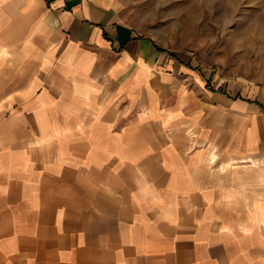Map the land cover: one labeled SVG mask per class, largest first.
Instances as JSON below:
<instances>
[{
    "label": "crops",
    "instance_id": "1",
    "mask_svg": "<svg viewBox=\"0 0 264 264\" xmlns=\"http://www.w3.org/2000/svg\"><path fill=\"white\" fill-rule=\"evenodd\" d=\"M123 0H0V264H264V105Z\"/></svg>",
    "mask_w": 264,
    "mask_h": 264
},
{
    "label": "rangeland",
    "instance_id": "2",
    "mask_svg": "<svg viewBox=\"0 0 264 264\" xmlns=\"http://www.w3.org/2000/svg\"><path fill=\"white\" fill-rule=\"evenodd\" d=\"M165 49L264 105V0H123Z\"/></svg>",
    "mask_w": 264,
    "mask_h": 264
}]
</instances>
